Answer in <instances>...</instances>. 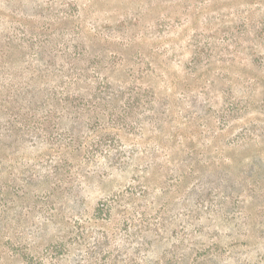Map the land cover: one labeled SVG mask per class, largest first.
I'll use <instances>...</instances> for the list:
<instances>
[{
  "label": "rangeland",
  "instance_id": "1",
  "mask_svg": "<svg viewBox=\"0 0 264 264\" xmlns=\"http://www.w3.org/2000/svg\"><path fill=\"white\" fill-rule=\"evenodd\" d=\"M0 79V264H264V0H0Z\"/></svg>",
  "mask_w": 264,
  "mask_h": 264
},
{
  "label": "trees",
  "instance_id": "2",
  "mask_svg": "<svg viewBox=\"0 0 264 264\" xmlns=\"http://www.w3.org/2000/svg\"><path fill=\"white\" fill-rule=\"evenodd\" d=\"M37 72H39V70L34 68L33 75ZM8 79H9V77H8ZM6 82L10 83V82H12V79H10V81H5L4 83H2V80L0 79V108H3L5 105H11V104H13V107H15L16 106V100H15L16 91H19L22 88L20 85H19V87H17V84H14V83H13L14 85L12 84L11 86L7 87ZM25 88L28 89V85H26ZM89 94L90 93H88L86 95L87 101H92V98L89 97ZM84 96L85 95H83V97ZM32 97H35V96H32ZM92 104H93V107H96V105H97L96 102H93ZM14 120H15V118H14ZM31 122L33 123V125H38L37 128H40L41 125H39V124H41V123L38 122L37 118H34V119L31 118L29 120V124Z\"/></svg>",
  "mask_w": 264,
  "mask_h": 264
}]
</instances>
